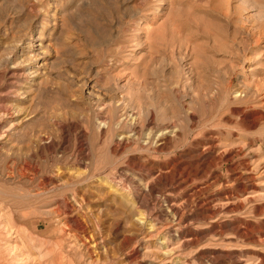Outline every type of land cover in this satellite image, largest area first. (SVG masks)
Returning <instances> with one entry per match:
<instances>
[{
    "label": "rangeland",
    "instance_id": "374dc122",
    "mask_svg": "<svg viewBox=\"0 0 264 264\" xmlns=\"http://www.w3.org/2000/svg\"><path fill=\"white\" fill-rule=\"evenodd\" d=\"M3 106L0 264H264V0H0ZM178 158L204 174L177 190ZM204 203L214 214L186 226Z\"/></svg>",
    "mask_w": 264,
    "mask_h": 264
},
{
    "label": "bare ground",
    "instance_id": "6f19581e",
    "mask_svg": "<svg viewBox=\"0 0 264 264\" xmlns=\"http://www.w3.org/2000/svg\"><path fill=\"white\" fill-rule=\"evenodd\" d=\"M35 1V0H34ZM29 2V1H28ZM32 2V1H31ZM45 2V1H44ZM43 2V3H44ZM41 3V2H40ZM27 4V3H26ZM20 5H22V3H20ZM23 6V5H22ZM44 6V5H43ZM42 6V7H43ZM25 7H26V5H25ZM29 7V6H28ZM15 8V7H14ZM35 9H37V11H38V8L36 7ZM43 9H44V7H43ZM25 10V9H24ZM45 10V9H44ZM22 11V10H21ZM47 11V10H46ZM45 11V12H46ZM19 12V11H18ZM20 13V12H19ZM23 13H24V11H23ZM28 13V12H27ZM46 16V15H45ZM26 17V16H25ZM39 17V16H38ZM34 18V17H33ZM64 18V17H63ZM29 19H31V18H29ZM40 19V18H39ZM57 19V18H56ZM66 20V19H65ZM39 21V20H38ZM57 21V20H56ZM61 23H62V21H60ZM60 24V23H59ZM43 25V24H42ZM59 26V25H58ZM53 27H54V25H53ZM21 28V27H20ZM45 28V27H44ZM23 29V28H22ZM36 29H37V26L35 25V26H33V27H31V29L29 30V34H30V38H31V43H32V46H36L37 48H40V46H41V42L39 41V36H37V37H34V35H35V33H39V31L37 30L36 31ZM20 30V29H19ZM17 31V30H16ZM27 31V30H26ZM44 38V37H43ZM54 40V39H53ZM18 41H20L19 39H18ZM258 41V40H257ZM21 42V41H20ZM26 42V41H25ZM31 43H29L28 45L30 46L31 45ZM49 44V43H48ZM16 45V44H15ZM21 45V44H20ZM51 45V44H50ZM15 47V46H14ZM31 47V46H30ZM51 47H52V45H51ZM27 48V47H26ZM32 48V47H31ZM28 49H30V48H28ZM35 49V48H34ZM24 50V47L22 46V47H19L18 48V51L19 52H22ZM43 50V49H42ZM58 51V50H57ZM31 52V51H30ZM48 52V51H47ZM46 52V53H47ZM59 52V51H58ZM12 53V52H11ZM32 53H34V52H32ZM37 53H39V51L37 52ZM60 53V52H59ZM19 54V53H18ZM17 54V55H18ZM21 54V53H20ZM41 54V53H40ZM32 55V54H31ZM23 56H25V55H23ZM56 56H57V54H56ZM55 56V57H56ZM12 57V56H11ZM33 57V56H32ZM38 57V56H37ZM45 57V56H44ZM59 57V56H58ZM23 58V57H22ZM21 58V59H22ZM26 60V59H25ZM28 60V59H27ZM12 61H13V59H12ZM30 61V60H29ZM31 61H33V60H31ZM50 61V60H49ZM41 62V61H40ZM48 62V61H47ZM16 63H17V61H16ZM50 63V62H49ZM15 64V63H14ZM9 65V64H8ZM44 65V63L42 62L41 64H39L38 63V65L36 64V67H35V71H34V73L36 74V75H38V74H40V72H42L41 71V68H42V66ZM22 66V65H21ZM28 66V65H27ZM18 67V66H17ZM23 67H25V66H23ZM19 68V67H18ZM27 71V70H26ZM46 71H48V70H46ZM29 72V71H28ZM22 75H23V73H22ZM47 76V75H46ZM25 77V76H24ZM37 77V76H36ZM35 78V77H34ZM42 78V77H41ZM59 78V77H58ZM23 79V78H22ZM38 79V78H37ZM58 80V79H57ZM19 81V80H18ZM40 82V81H39ZM59 82V81H58ZM15 85V84H14ZM20 85H21V83H20ZM50 85V84H49ZM23 86V85H22ZM88 86H90V85H88ZM20 87V86H19ZM91 87V86H90ZM17 88V87H16ZM21 88V87H20ZM24 88V87H23ZM30 87H25L24 88V90H23V94H25L26 96H25V98H28V96H30L29 95V93H28V89H29ZM12 90H14V89H12ZM22 91V90H21ZM16 93V92H15ZM18 94H20V92L18 93ZM16 95V94H15ZM99 98V97H98ZM120 98V97H119ZM29 99V98H28ZM57 99V98H56ZM76 99V98H75ZM122 99V98H121ZM120 99V100H121ZM23 100V99H22ZM74 100V99H73ZM94 100V99H93ZM124 101V100H123ZM122 101V102H123ZM107 104H108V102L107 101H105ZM17 103V102H16ZM16 103H14V104H16ZM24 103V102H23ZM22 103V104H23ZM30 103V102H29ZM105 103V104H106ZM19 104V103H18ZM21 104V105H22ZM28 104V103H27ZM100 104H102V103H100ZM104 105V104H103ZM10 107H11V109L10 110H12L13 108H12V106L11 105H9ZM16 106V105H15ZM15 106H13V107H15ZM19 106V105H18ZM96 106L97 105H95V108H96ZM99 106V105H98ZM4 107V106H3ZM111 108V105L110 104H108V105H104L103 106V108H104V110L106 111L108 108ZM5 108V109H4ZM4 108H1L0 109V124H1V122L2 121H4L5 119H6V117L8 118V117H10V115L8 114V111H7V109H6V107H4ZM100 108H101V106H100ZM20 109H21V107H20ZM122 109V108H121ZM15 110H16V108H15ZM16 111H18V110H16ZM53 111V110H52ZM104 111V112H105ZM116 111V110H115ZM11 112H14V111H11ZM62 112V111H61ZM107 112H109V111H107ZM106 112V113H107ZM159 112V111H158ZM27 113V112H26ZM25 113V114H26ZM13 114V113H12ZM15 114V113H14ZM61 114V113H60ZM63 114V113H62ZM104 114V113H103ZM17 115V114H16ZM26 115H29V114H26ZM106 115V114H105ZM108 115V114H107ZM123 115V114H122ZM133 115H134V113H133ZM15 116V115H14ZM24 116V115H23ZM30 116V115H29ZM67 116V115H66ZM136 116H137V114H136ZM176 117H177V115H176ZM18 118V117H17ZM21 118V117H20ZM23 118V117H22ZM25 118V117H24ZM23 118V119H24ZM97 118V117H96ZM126 118V117H125ZM27 119V118H26ZM164 119H165V117H164ZM10 120V119H9ZM14 120V119H13ZM110 120V119H109ZM125 120V119H124ZM173 120H175L174 118H173ZM6 121V120H5ZM107 120H106V118H104V117H99V118H97V126H98V128H99V132L101 133H103V128H105V127H108V125H106L107 124V122H106ZM134 121V120H133ZM138 121V120H137ZM164 121V120H163ZM168 121V120H167ZM26 122V121H25ZM124 122V121H123ZM174 122V121H173ZM13 123V122H12ZM96 123V122H95ZM117 123V122H116ZM127 123V122H126ZM16 124H17V122H16ZM19 124V123H18ZM26 124V123H25ZM24 124V125H25ZM109 124V123H108ZM173 124V123H172ZM10 125V124H9ZM8 125V126H9ZM14 125V123L12 124V126ZM22 125V124H21ZM58 125H61V124H58ZM112 125V124H111ZM117 125V124H116ZM5 126V125H4ZM11 126V125H10ZM62 126V125H61ZM14 127H15V125H14ZM18 127V126H17ZM110 127V126H109ZM108 127V128H109ZM155 127V126H154ZM170 127H171V125H170ZM12 129H13V127H11ZM10 128V129H11ZM57 128V127H56ZM78 128V127H77ZM81 128V127H80ZM111 128V127H110ZM165 128H168L167 126L165 127ZM173 128V129H172ZM16 129V128H15ZM64 129V128H63ZM152 129H153V127H152ZM171 129L172 130H174V132H176V131H178V127L175 125V123L172 125V127H171ZM170 129V130H171ZM3 130V129H2ZM9 130V129H8ZM7 130V131H8ZM14 130V129H13ZM151 130V129H150ZM165 130V129H164ZM167 130V129H166ZM171 130V131H172ZM17 131V130H16ZM154 130H152V131H149L150 133L151 132H153ZM163 131V130H162ZM169 131V130H168ZM15 132V131H14ZM85 132V131H84ZM83 132V133H84ZM161 132V131H160ZM165 132H167V131H165ZM3 133H5V131H3ZM3 133H1V130H0V144H3L5 141H4V137H3V135H6V134H3ZM101 133V134H102ZM133 133V132H132ZM149 133V134H150ZM168 133V132H167ZM170 133V132H169ZM177 133V132H176ZM179 133V132H178ZM3 134V135H2ZM85 134V133H84ZM135 134V133H134ZM149 134H145V135H148L147 136V138L148 137H150V135ZM153 134V133H152ZM83 135V134H82ZM144 135V136H145ZM164 135H165V133L164 132H161V133H159V136H157V137H164ZM33 136V135H32ZM39 136V135H38ZM44 136V135H43ZM127 136V135H126ZM126 136L124 135V136H122L119 140H123L124 138H126ZM137 136V135H136ZM166 136V135H165ZM178 136V135H177ZM34 138H38V137H34ZM49 139H51L50 137H49ZM142 139V138H141ZM171 139V138H170ZM169 139V140H170ZM32 140V139H31ZM39 140V139H38ZM148 141H149V139H147ZM51 141V140H50ZM49 141V142H50ZM7 142V141H6ZM42 142V141H41ZM85 142V141H84ZM123 142V141H122ZM163 142V141H162ZM8 143V142H7ZM6 143V144H7ZM86 144V143H85ZM120 144H122L121 142H120ZM154 144V143H153ZM193 144V143H192ZM4 145V144H3ZM35 145V144H34ZM128 145H129V143H128ZM140 145V144H139ZM2 146V145H1ZM48 146V145H47ZM118 146V145H117ZM119 146H121V145H119ZM125 146V145H124ZM5 147V146H4ZM15 147V146H14ZM204 147V146H203ZM6 148V147H5ZM18 148V147H17ZM30 148V147H29ZM201 148V147H200ZM207 150H210V149H213L214 148V146H213V144H208V146H207ZM2 149H4V148H2ZM16 149V148H15ZM86 149V148H85ZM115 149V148H114ZM204 149H206V147L205 148H203V150ZM17 150H19V148L17 149ZM25 150V152H26V149H24ZM1 151V150H0ZM5 151V150H4ZM81 151V150H80ZM83 151V150H82ZM205 151V150H204ZM214 151V150H213ZM3 152V151H2ZM115 152V151H114ZM211 152V151H210ZM230 152V151H229ZM11 153V152H10ZM15 153H16V151H15ZM28 153H29V151H28ZM201 154L203 153V152H200ZM12 154H13V152H12ZM16 154H18V153H16ZM30 154H28V156H29ZM183 155V154H182ZM207 155H208V153H207ZM220 155H222V154H220ZM24 156V155H23ZM84 156V155H83ZM197 156H199V155H197ZM30 157H32V156H30ZM37 157V156H36ZM74 157V156H73ZM182 157H184V156H182ZM190 156H188V158H189ZM205 157V156H204ZM225 157V156H224ZM191 158V157H190ZM231 158V157H230ZM47 159V158H46ZM186 159V158H185ZM84 160V159H83ZM218 160V159H217ZM245 161V160H244ZM16 162V161H15ZM185 162V161H184ZM243 162V161H242ZM247 162V161H246ZM14 163V162H13ZM192 162H188L187 164V167L189 168V169H187L186 171H185V169H184V167H183V162H182V160L180 159V158H178L175 162H174V166H173V171H174V178L177 180V182L179 183L178 184V186L176 187V189L177 188H179L180 186H182L181 184H180V182H182V180H184V181H188V180H190L191 178H193L192 176H196V175H198L199 173H200V171L198 170V168H197V171H195L194 169L193 170H191V166L193 165V164H191ZM249 163V162H248ZM151 164V163H150ZM201 164V163H200ZM210 164V163H209ZM241 164V163H240ZM14 165V164H13ZM59 165V164H58ZM211 165V164H210ZM242 165H245V167H247L248 165H247V163H244V164H242ZM241 165V166H242ZM23 166V165H22ZM21 166V167H22ZM195 166V165H194ZM240 166V165H239ZM238 166V167H239ZM13 167V166H12ZM20 167V168H21ZM151 167H153V166H151ZM237 167V168H238ZM9 168V167H8ZM141 168V167H140ZM186 168V167H185ZM206 168V167H205ZM208 168V167H207ZM242 168V167H241ZM233 169V168H232ZM238 170V169H237ZM57 172H55L54 173V176H52V177H49V178H46L47 180H48V182L51 184V186H52V188L54 187V186H56V185H58L59 186V184L60 183H62L61 181H60V179L61 178H58L60 175V173L62 172H64V170L63 169H61L60 167L59 168H57V170H56ZM80 171V170H79ZM189 171H192V172H189ZM205 171H208V170H205ZM233 171V170H232ZM6 172V171H5ZM54 172V171H53ZM53 172H52V175H53ZM203 172H204V170H203ZM243 172H244V170H243ZM248 172V171H247ZM61 173V174H62ZM67 173H68V171H67ZM75 173H77V171H70L69 170V174H71L70 175V178H71V176H78V174H76V175H74ZM80 173V172H79ZM210 173V172H209ZM109 174V173H108ZM201 174H204V173H201ZM201 174H199L200 176H201ZM241 176H243L245 179L246 178H248L249 180H254V177L252 176V175H242L241 173H239ZM246 174V173H245ZM248 174V173H247ZM5 175V174H4ZM3 175V176H4ZM59 175V176H58ZM80 175V174H79ZM206 175H209V174H206ZM213 175V174H212ZM237 175V174H236ZM69 176V175H68ZM109 176V175H108ZM203 176V175H202ZM205 176V175H204ZM203 176V177H204ZM217 176V175H216ZM229 176V175H228ZM238 176V175H237ZM7 177H11L9 174H6V178ZM13 177H14V174H13ZM198 177V176H197ZM197 177H196V180H198L197 179ZM202 177V178H203ZM239 177V176H238ZM21 178V177H20ZM19 178V179H20ZM201 178V179H202ZM236 178V177H235ZM234 178V179H235ZM240 178H242V177H240ZM18 179V180H19ZM28 179V178H27ZM42 179V178H41ZM173 179V178H172ZM217 179V178H216ZM237 179V178H236ZM235 179V180H236ZM239 179V178H238ZM66 180H68V179H66ZM71 180V179H70ZM98 180V179H97ZM96 180V181H97ZM209 180V179H208ZM218 180V179H217ZM241 180V179H240ZM30 181V180H29ZM44 181H45V179H44ZM60 181V182H59ZM65 181V180H64ZM193 181V179L191 180V182ZM214 181V180H213ZM9 182V181H8ZM22 182V181H21ZM47 182V183H48ZM99 182V181H98ZM101 182V181H100ZM190 182V183H191ZM197 182H201V181H197ZM236 182V181H235ZM48 183V184H49ZM149 183V182H148ZM189 183V182H188ZM46 184V183H45ZM45 184H43L44 186H45ZM100 184V183H99ZM103 184V183H102ZM184 184V183H183ZM185 184H186V182H185ZM194 184H195V182H194ZM193 184V185H194ZM197 184V183H196ZM195 184V185H196ZM220 184V183H219ZM226 184V183H225ZM106 185V184H105ZM213 185V184H212ZM222 185V184H221ZM228 185H229V183H228ZM228 185H226V186H228ZM232 185V184H231ZM101 186V185H100ZM147 186V185H146ZM149 186H150V183H149ZM198 186V185H197ZM205 187H207L208 188V186H204V187H201V188H204L205 189ZM42 188V187H41ZM44 188V187H43ZM150 188V187H149ZM181 188V187H180ZM219 188V187H218ZM116 189V188H115ZM238 189V188H237ZM242 189V188H241ZM244 189V188H243ZM43 190V189H42ZM42 190L40 189V190H37V189H35L34 190V192H31V194L32 195H36V196H38L39 194H41L42 193ZM46 190V189H45ZM49 190V189H48ZM178 190V189H177ZM199 190L200 191H203V189L201 190L200 188H199ZM199 190H194L193 192H191L190 194H187L186 196H185V201L183 202L182 201V203H190L191 202V198L193 197V196H195V195H198L200 192H199ZM206 190V189H205ZM114 191V190H113ZM112 191V192H113ZM117 190H115V192H116ZM244 191V190H243ZM125 192V191H124ZM175 192V191H174ZM204 192V191H203ZM209 192V191H208ZM110 193H111V191H110ZM188 193V192H187ZM198 193V194H197ZM173 194V193H172ZM231 194V193H230ZM119 195V194H118ZM121 195H123V194H121ZM233 195V194H232ZM232 195H231V198H232ZM62 197V196H61ZM79 194L78 193H76V192H72L71 194H70V198H71V201L73 200L74 201V204L73 205H77V207H78V205L80 206L81 204H80V201H79ZM84 197V196H83ZM226 197H230V195H227ZM225 197V198H226ZM67 198V197H66ZM69 198V199H70ZM82 198V197H81ZM81 198H80V200H81ZM19 198H17V200H18ZM62 199V198H61ZM84 199V198H83ZM83 199L81 200V202L82 203H84L83 202ZM228 199V198H227ZM230 200V199H229ZM228 200V201H229ZM20 201V200H19ZM59 201H61V200H59ZM227 201V202H228ZM65 202H66V200H65ZM133 202V201H132ZM73 203V202H72ZM226 204V203H225ZM230 204V203H229ZM70 204H67V206H69ZM83 205V204H82ZM192 205V204H191ZM210 205V203H207V206L208 207H206V203H204V206H205V208H203V209H201V211L200 212H198V214L195 216V217H191L190 219H188L189 220V224H185L186 226H189L190 224H191V222L193 221V220H195L196 218H198V216H211V215H213L214 214V208H213V206H209ZM66 206V205H65ZM71 206V205H70ZM187 206V205H186ZM203 206V207H204ZM230 206V205H229ZM60 207H62L61 205H60ZM64 207V206H63ZM73 207V206H72ZM181 206L179 205V203L177 204V203H172V211H173V216H174V219L177 221L176 223H177V225L179 226V228H177V232L179 233V237H180V239L182 238L183 240L181 241V242H183V243H185V244H192V243H195V242H197L198 241V239H200L199 238V232H197V231H194V229L192 230L191 228H189L187 231H185V233H184V230H182V229H180V224H182V222H183V220H184V215H183V212L181 211V208H180ZM191 207V206H190ZM50 208V207H49ZM69 208H71V207H69ZM80 208V207H79ZM218 208V207H217ZM48 210V209H47ZM87 210V209H86ZM43 211V210H42ZM71 211V210H70ZM189 211V210H188ZM187 212V211H186ZM217 213V212H216ZM56 214V213H55ZM69 214V213H68ZM73 214V213H72ZM138 216V215H137ZM63 217V216H62ZM69 217V216H68ZM139 217H140V215H139ZM139 217H138V219H139ZM172 217V216H171ZM204 217H202V218H204ZM188 218V217H187ZM207 218V217H206ZM58 219H60V218H58ZM199 219V218H198ZM140 220H141V218H140ZM167 220V219H166ZM142 221V220H141ZM170 221V220H169ZM173 221V220H172ZM191 221V222H190ZM196 223V222H195ZM66 224V223H65ZM176 225V224H175ZM192 225V224H191ZM79 226V225H78ZM241 226V225H240ZM177 227V226H176ZM182 227V226H181ZM236 227H237V232L236 233H238L239 234V236H247V235H249L248 233H249V229L248 228H250V226H247L246 228H244V229H242L241 227H239V226H235V229H236ZM152 228H153V226H152ZM187 228V227H186ZM234 229V230H235ZM196 230V229H195ZM236 231V230H235ZM253 231V230H252ZM87 234V233H86ZM174 235V234H173ZM88 236H90V235H88ZM87 236V237H88ZM86 237V238H87ZM91 237H93V236H91ZM91 237L89 238V239H91ZM89 239L87 240V242H89ZM94 239V238H93ZM179 239V238H178ZM92 240V239H91ZM93 241V240H92ZM94 241H96V240H94ZM97 245H98V243H96L95 242V244L93 245V246H96V248H97ZM178 245H180V243L178 244ZM99 247V246H98ZM134 250V249H133ZM234 254V253H233ZM233 254H229L228 256H227V259H228V261L226 262L225 260L223 261V262H216L215 264H242V260L240 259V258H238V257H236V256H234ZM93 256V255H92ZM224 257V256H223ZM101 258V257H100ZM225 258V257H224ZM222 259V258H221ZM226 259V258H225ZM99 260V259H98ZM218 260V259H217ZM219 261H221V260H219ZM181 262V261H180ZM261 262H263L264 263V257L262 256L261 257Z\"/></svg>",
    "mask_w": 264,
    "mask_h": 264
}]
</instances>
